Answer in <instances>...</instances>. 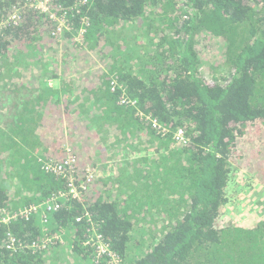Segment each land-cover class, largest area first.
I'll use <instances>...</instances> for the list:
<instances>
[{
    "label": "trees",
    "instance_id": "trees-1",
    "mask_svg": "<svg viewBox=\"0 0 264 264\" xmlns=\"http://www.w3.org/2000/svg\"><path fill=\"white\" fill-rule=\"evenodd\" d=\"M23 1L0 0V214L29 211L0 224V264H264V216L242 226L226 210L237 171L264 188V0H51L58 19ZM203 33L225 44L209 78ZM50 44L100 71L13 72ZM69 158L76 197L53 172Z\"/></svg>",
    "mask_w": 264,
    "mask_h": 264
},
{
    "label": "rangeland",
    "instance_id": "rangeland-1",
    "mask_svg": "<svg viewBox=\"0 0 264 264\" xmlns=\"http://www.w3.org/2000/svg\"><path fill=\"white\" fill-rule=\"evenodd\" d=\"M126 34H128L127 31L125 32V35H122L123 37H125V39H126ZM72 37L75 42H78L79 38L76 35H72ZM120 37L117 36V38H119L120 40L118 41V43H116L117 49L116 48L115 49L120 52H128V48L130 49V47H128L129 41L128 40L124 41L123 37L121 38ZM133 40H136L134 42H139L142 45L144 44V38L140 36L135 37ZM197 42H199L197 46L199 60H200V63L204 64V67L201 66L202 71H200V73L201 75L203 74L205 78L206 77L209 78V71L207 70L209 68H216L218 66H222V63L224 62L225 44H223L221 41H219L215 37L205 34V33L200 35ZM131 48L133 47L131 46ZM97 52L98 53H94V54L99 57H102V54L100 53L101 50H97ZM132 52L134 53L135 51H132ZM38 55H39V52L37 50H32L28 56V58L32 60L30 65L26 66L25 64H22V65L18 64L16 67L13 66L12 67L13 72L15 73V69H19L17 71V74H19L21 78L28 77V76H34L35 74H41L45 70L48 72V74L55 73V74H58V76L59 75L61 76V74H70V76L74 77L76 76V74H90L91 72H94L96 62L98 61V59L95 60L94 58H90V57L89 58L91 61L89 62H83L79 60L78 61L77 60H72V61L65 60L64 61V59L66 58L61 57V55L59 54L58 44L57 45L50 44L48 49L43 51L39 59L40 64L36 63ZM100 66L101 65L96 66L99 69L98 71H100ZM103 69L105 71L106 68H103ZM220 72L222 75L227 74V71L224 70L223 68H221ZM16 81L17 80L15 78L14 80L11 81V83L15 84ZM51 85L59 87L60 83L58 81H54L51 83ZM76 88L78 87L76 86ZM70 112H71V117L68 118V121H71L72 125L78 122H80L81 124L84 118L82 116H75L72 112V109ZM91 112L93 113V111ZM65 122H63V124H65ZM73 129L74 127L65 128L64 129L65 132L63 136L66 138H72V140H76V141L81 140L80 136L78 135V131L80 127L77 128L78 130L74 131V135L70 136ZM69 131H70V134H69ZM40 134L42 136L47 137L48 133L46 132L44 128H42L40 131ZM109 156H115V155L110 154ZM91 162L92 164H94V162L97 163L98 160L96 158L94 159L92 158ZM106 163L107 161H104V164ZM110 168L111 166L109 168L107 167L106 169H104V173L103 171H99V174L102 176L108 175L110 172ZM227 195L229 198V204L226 208L227 215L229 213L237 221V224L242 225V226H251L255 224V222H257L258 220H260L262 216H264V188L260 187L252 177L248 175L246 177V174H244L242 171H237L231 177V180L227 187ZM135 232L139 233L135 235V237L137 238L144 236L142 231L140 233V228H137ZM148 241L149 240H147L146 238L145 242H148ZM132 254H135V253H132ZM55 264H58V263H55Z\"/></svg>",
    "mask_w": 264,
    "mask_h": 264
},
{
    "label": "built area",
    "instance_id": "built-area-1",
    "mask_svg": "<svg viewBox=\"0 0 264 264\" xmlns=\"http://www.w3.org/2000/svg\"><path fill=\"white\" fill-rule=\"evenodd\" d=\"M51 0H24L23 1V4L24 6H26L27 8H31L33 10H35L36 12H38L39 14L41 15H46L48 16L49 18H53L55 17L56 19H58L56 17V15L52 12L51 8L49 7V4H50ZM87 3L86 0H81L79 1V4H85ZM53 18V19H55ZM16 21V14L15 16L11 17L10 18V21L9 22H15ZM60 25L58 26V28H56V32L54 34V36L57 34H60L63 30H61V26H64L66 28V30L69 31V28L67 26L66 23H64L63 20H60ZM112 86V90L116 89L117 87L120 88L119 86H117L116 83H112L111 84ZM126 102H129L126 100V98L124 96H122V98L120 99V103H126ZM156 126V128L158 129L159 133L161 134H164L165 132V129L158 126L157 124H154ZM173 140H174V146L179 148V147H182L186 144V137H185V133L183 131V129L179 128L177 129L174 133H173ZM69 150V149H68ZM73 159L72 158H69V159H65V161L63 162V164L53 168V172L57 173V174H61V173H64L67 170V174H65L66 176V180L68 181V184H69V195H72L74 197H76L77 195V187L75 186V183H74V179H72V170H73ZM48 210H53L54 207L52 206H49L48 205ZM33 209V208H31ZM29 210L27 211H21V212H18L16 214H13V215H16V216H26L27 213H28ZM45 221V218L43 219V222ZM99 240H100V236L97 237ZM101 241V240H100ZM102 243V242H101ZM97 250H98V253L99 254H103L105 253L107 250H106V246L102 244H98L97 245ZM114 262H117L116 260H113Z\"/></svg>",
    "mask_w": 264,
    "mask_h": 264
},
{
    "label": "bare ground",
    "instance_id": "bare-ground-1",
    "mask_svg": "<svg viewBox=\"0 0 264 264\" xmlns=\"http://www.w3.org/2000/svg\"><path fill=\"white\" fill-rule=\"evenodd\" d=\"M15 216L16 215L11 216V215H9L6 212L1 213L0 214V224L8 225L11 222V220L15 219ZM10 242L11 241H9V247H11V243Z\"/></svg>",
    "mask_w": 264,
    "mask_h": 264
}]
</instances>
